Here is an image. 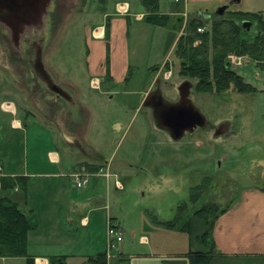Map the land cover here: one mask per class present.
Instances as JSON below:
<instances>
[{"label":"rangeland","instance_id":"obj_1","mask_svg":"<svg viewBox=\"0 0 264 264\" xmlns=\"http://www.w3.org/2000/svg\"><path fill=\"white\" fill-rule=\"evenodd\" d=\"M171 2L170 6L169 0H158V12L165 15L172 7L174 13L166 15L164 24L154 25L147 22L144 16L140 21L134 20V14L138 10L143 11L139 0H51L43 41H20V48H13L0 31V82L7 86L6 91L31 110L37 120L48 125V113H51L48 110V98L53 95L40 76L46 73L54 82L77 76L83 90L85 87L87 89L84 59L86 31L95 28L102 21L103 12L115 13L116 4L126 3L129 8L127 40L132 71L127 89L139 91L147 77L150 79L155 75L162 97L175 100L177 85L184 79L192 84L193 82L177 74V60L170 48L175 36L177 39L184 30L190 13L182 0ZM216 6L217 4L210 7L215 9ZM229 7L243 11V0L230 3ZM30 46L34 48V55L38 49L40 51V64L44 70L42 74L34 69L32 72L28 65ZM19 49L24 51L21 58L15 54V50ZM228 54L231 53L226 56ZM237 56H241L240 65L232 64L230 67L226 59L225 62L253 90L240 92L228 86L220 91L197 92L192 87L190 99L204 114L206 125L185 134L178 141H172L165 132L155 128L147 107L133 109L137 94L133 98L129 96L122 99L120 86L112 87L115 91L110 92L113 96L110 102L97 106L95 118L93 116L88 120V116L80 112L82 140L85 144L91 145L94 142V123L111 126L115 122L114 128L120 141L112 153L111 169L108 162L97 166L108 171L110 177H93L102 178L106 183L109 181L112 186L115 180L124 183L123 192L115 193L116 200L111 205L112 213H116L119 227L123 231L120 244L133 251L141 247L138 245V237L144 232L140 229L138 215L141 213L145 218L146 210L162 219L182 216L172 226L165 227L169 230L167 240L177 243L181 231L185 232L181 229L186 217L192 222V233L200 231L196 227L203 217L193 215L195 209L204 204H214L217 210L230 205L242 188L264 189V69L257 67L246 55ZM160 63L163 64L156 71L154 65ZM94 82L91 92L97 91V82ZM60 85L72 90L67 84ZM154 85L152 82V89ZM130 103L132 106L129 108L127 104ZM222 124V130L215 132ZM40 131V142L35 144L28 139V147L29 144L34 145L37 152L48 144V138H45L46 129L42 128ZM74 144L73 142L71 146ZM109 146L102 149L106 151L104 154L108 155L112 151L113 145ZM97 167L89 171H95ZM161 176L173 177L179 191H147L146 185L162 184ZM71 183L74 186L72 181ZM122 188L123 185L117 191ZM13 189L18 188L14 186ZM130 227L134 230L131 237L128 235ZM30 230L26 234V252L43 254L48 251V244L38 241ZM103 237L105 240V227ZM187 238L186 233V242L180 243L185 250L188 245ZM194 245L192 242L191 247ZM196 245L204 249L201 245ZM11 262L25 264V259L19 258ZM211 264H264V259L224 257L213 259Z\"/></svg>","mask_w":264,"mask_h":264},{"label":"crops","instance_id":"obj_2","mask_svg":"<svg viewBox=\"0 0 264 264\" xmlns=\"http://www.w3.org/2000/svg\"><path fill=\"white\" fill-rule=\"evenodd\" d=\"M169 1L171 6L172 2ZM182 2L189 13L200 12L207 16L215 10L212 8L215 4L218 6L231 0ZM122 4L127 7L126 13L116 12V6L115 13L102 11V21L95 28L87 29L84 59L89 89L85 87L83 90L77 76L55 82L66 92V96H55L50 92L53 96L48 98V110L51 112L48 113V125L37 120L31 110L6 91L7 86L0 82V176L27 178L24 192L12 189L8 195L33 225L30 231L35 234V238L48 244V251L43 254L27 253L31 264H49L52 256H62L63 264H94L99 253L105 254L103 232L106 218L109 217L119 225L111 205L115 203V193L123 192V181L122 190L117 191L109 181L107 184L102 178L90 177L83 187L77 189L72 185L68 174L90 170L88 168L107 162L111 169L112 153L120 141L114 128L115 122L111 126L94 123V142L91 145L85 144L82 140L80 112L86 114L88 120L93 116L95 118L97 106L112 100L110 92L115 91L113 86L121 87L122 91L119 93L123 95L122 99L129 96L133 98L137 94L134 97V110L143 107L141 102L152 89V82L156 81L154 75L150 79L147 77L141 90L127 89L132 78L127 40L129 8L126 3ZM142 9L143 11L138 10L134 14V20L142 19L145 14L143 7ZM243 9L244 12L260 13L264 16V0H243ZM172 12L174 13L170 7L165 15H173ZM157 13L163 14L158 9ZM175 39L176 36L171 43V49ZM162 64L154 65L155 70L158 71ZM94 80L97 82V91L91 92L94 89ZM62 83L72 87V90L60 85ZM130 104L127 107L132 106ZM42 128L46 129L45 138H48V144L38 153L34 145L29 144L28 147V139L35 144L40 142L38 134ZM73 142L75 144L71 146ZM108 145H113V149L107 155L102 149ZM112 172L117 173L114 170ZM145 215V218L141 213L138 215L140 229L144 232L138 237L140 250L138 248L133 251L126 245L119 244L118 251L113 252L108 259L104 256V264H110V261L118 264L122 260H126V264H188V248L207 251L206 246L200 249L196 245L200 246L195 238L201 231V222L196 227L200 231L194 233L192 222L190 225L184 223L185 227L180 229L185 232L181 231L177 243H172L166 238L169 230L165 227L168 226L162 222L170 221L174 217L162 219L148 210ZM186 233L188 245L185 250L180 243L186 242ZM128 235H134L132 227L128 229ZM211 240L213 254L209 264L215 258L224 257L264 259V189H240L228 208L214 219ZM192 242L195 243L193 248ZM19 258L24 259L0 257V264H14L11 261Z\"/></svg>","mask_w":264,"mask_h":264},{"label":"trees","instance_id":"obj_3","mask_svg":"<svg viewBox=\"0 0 264 264\" xmlns=\"http://www.w3.org/2000/svg\"><path fill=\"white\" fill-rule=\"evenodd\" d=\"M139 3L145 10L144 19L147 22L154 25L165 23L166 15L157 13L158 0H139ZM187 17L185 28L172 48L178 64L177 74L192 80V89L197 92L220 91L228 86L240 92L253 90L250 84L242 81L241 76L228 68L225 59L227 53L246 55L257 67L264 69V16L227 6L220 15L212 12L204 16L197 12L190 13ZM242 22H247L248 26H242ZM198 27H203V30L196 31ZM26 181L24 176H0V257H24L25 264H31L26 252V234L33 225L8 195L14 186L24 192ZM192 194L191 198L194 199ZM228 206L216 210L214 204H204L195 209L193 215L203 217L201 231L195 239L202 247L208 248L207 251L188 248V264L209 263L213 254L211 227L214 219ZM179 218L182 219V216H176L162 224L172 226ZM184 223L191 224L188 217ZM62 260V256H52L49 264H63ZM120 262L126 264V260L118 261V264ZM94 264H104L103 253L96 256Z\"/></svg>","mask_w":264,"mask_h":264},{"label":"water","instance_id":"obj_4","mask_svg":"<svg viewBox=\"0 0 264 264\" xmlns=\"http://www.w3.org/2000/svg\"><path fill=\"white\" fill-rule=\"evenodd\" d=\"M51 0H0V31L6 36L13 48H20V41L34 43L32 40L34 26L39 22L46 6ZM239 0H231L229 3L218 5L213 13L222 14L230 3ZM36 21V22H35ZM242 26H248L242 22ZM39 42V41H38ZM33 60L40 64L39 49ZM45 87L55 96L65 97L66 92L58 86L48 74L41 77ZM193 84L182 80L176 87L177 98L167 100L162 97L157 80L154 88L144 96L141 106L147 107L155 128L165 132L172 141L181 139L185 133L192 132L195 128H201L206 123L204 114L190 99V90Z\"/></svg>","mask_w":264,"mask_h":264},{"label":"built area","instance_id":"obj_5","mask_svg":"<svg viewBox=\"0 0 264 264\" xmlns=\"http://www.w3.org/2000/svg\"><path fill=\"white\" fill-rule=\"evenodd\" d=\"M176 1V0H175ZM127 7L125 4L119 3L116 5V12L118 13H126ZM203 30V27L196 28V31L200 32ZM227 63L229 66L232 64L234 66L241 64V56H237L234 54H228L226 56ZM230 66V67H231ZM104 176L106 179L110 177L108 171H106L103 167H97L94 171L89 170H82L78 172H71L68 174L70 180L73 182L75 188H80L81 186H84L87 181L90 179V177L93 176ZM113 186L116 189H120L122 187V184L120 182H117L116 180L113 182ZM122 229L119 227L118 224L114 223L109 217L106 218V226H105V243H106V249H105V258L108 259L113 252L111 251H118V245L122 241Z\"/></svg>","mask_w":264,"mask_h":264},{"label":"flooded vegetation","instance_id":"obj_6","mask_svg":"<svg viewBox=\"0 0 264 264\" xmlns=\"http://www.w3.org/2000/svg\"><path fill=\"white\" fill-rule=\"evenodd\" d=\"M50 3V2H49ZM49 8H50V5L46 6V9L44 10V12L42 13L41 17H40V20L38 22V24L36 23L35 26H34V32H33V36H32V40H35V41H43V39H45V35H46V26H47V21H48V12H49ZM36 22V21H35ZM49 26V25H48ZM30 43V42H29ZM34 48H32L30 46V57H29V67H31V71L33 72L34 70H37L39 72V74L41 73L42 74V70L40 69L39 67V64L33 60V57H34ZM21 53H24V51H21L20 49L19 50H15V54L18 58H21ZM24 56V55H23ZM28 57V56H27ZM34 69V70H33ZM42 77V76H40ZM154 88V87H153ZM206 125V123H205ZM205 125H203L201 128H203ZM222 127L223 125L221 126H218L215 130V132L217 131H220L222 130ZM195 129H198V128H195ZM194 129V130H195ZM193 130V131H194ZM190 133V132H189ZM187 134V133H185ZM168 136V135H167Z\"/></svg>","mask_w":264,"mask_h":264},{"label":"clouds","instance_id":"obj_7","mask_svg":"<svg viewBox=\"0 0 264 264\" xmlns=\"http://www.w3.org/2000/svg\"><path fill=\"white\" fill-rule=\"evenodd\" d=\"M160 181L162 184H152V185H146V190L147 191H156V192H161L165 190H173V191H179L175 187V179L173 177H160Z\"/></svg>","mask_w":264,"mask_h":264}]
</instances>
